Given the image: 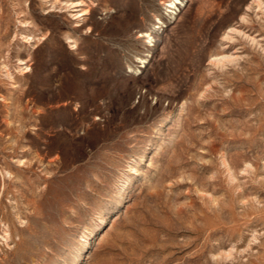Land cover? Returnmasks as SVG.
<instances>
[{"label": "rangeland", "instance_id": "obj_1", "mask_svg": "<svg viewBox=\"0 0 264 264\" xmlns=\"http://www.w3.org/2000/svg\"><path fill=\"white\" fill-rule=\"evenodd\" d=\"M0 264H264V0H0Z\"/></svg>", "mask_w": 264, "mask_h": 264}]
</instances>
